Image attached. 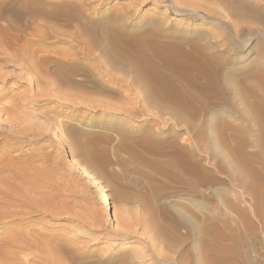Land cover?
I'll return each instance as SVG.
<instances>
[{"label":"rangeland","instance_id":"374dc122","mask_svg":"<svg viewBox=\"0 0 264 264\" xmlns=\"http://www.w3.org/2000/svg\"><path fill=\"white\" fill-rule=\"evenodd\" d=\"M194 1L198 8H182L193 13L187 18L155 0H0V58H5L0 59L5 79H0V102L20 100L15 103L24 112L18 114L32 118L28 123L21 118L26 128L18 125L16 131L14 125L0 133V264H39L50 256L64 264H123L124 259L129 264H208L212 258L215 264H264V152L254 144L258 131L251 120L264 108V47L257 46L264 45V0ZM113 27L124 28V37L109 33ZM153 30L179 42L210 45V52L223 57L228 48L225 52L214 43L233 49L234 60L221 67L222 99L216 98L215 106L202 113L184 105L178 119L154 109L123 111L136 102L137 108L144 105L133 92L132 74L110 70L102 52L111 47L119 52L122 38L131 49L146 47L151 42L143 38ZM28 55L32 66L24 70L16 60ZM42 56L52 60L41 64ZM57 59L78 64L61 65ZM88 70L102 86H94ZM105 87L126 90L125 96ZM24 97L31 98L24 103ZM4 116L1 112L2 121ZM131 146L141 161L134 160ZM76 158L105 187L109 207L102 206L100 192L72 164ZM172 226L178 228L176 238L170 235Z\"/></svg>","mask_w":264,"mask_h":264},{"label":"bare ground","instance_id":"6f19581e","mask_svg":"<svg viewBox=\"0 0 264 264\" xmlns=\"http://www.w3.org/2000/svg\"><path fill=\"white\" fill-rule=\"evenodd\" d=\"M3 1V0H2ZM17 1V0H16ZM148 0H139L140 3H144ZM199 1V0H197ZM203 1V0H202ZM8 2V1H7ZM196 1L194 0H175V1H170V0H155V3L156 4H163V3H169L168 6L171 5V8H169L170 10H173L175 11L179 16H184V17H187V18H192L193 14L192 12H186V10H183L182 8L183 7H192V8H195L197 7V3H195ZM201 2V1H200ZM3 3V2H2ZM87 3V2H86ZM203 3V2H202ZM14 4V3H12ZM16 4V3H15ZM136 4V3H135ZM6 5V4H4ZM68 5V3L66 4ZM77 5V4H76ZM200 6V3L198 4ZM250 5V4H249ZM69 6V5H68ZM81 6V5H80ZM252 6V5H251ZM1 7L3 8V5L1 4ZM0 7V9H1ZM5 7V6H4ZM11 7V6H10ZM15 7V6H14ZM248 7V6H247ZM255 7V6H254ZM198 8V7H197ZM203 8V7H202ZM200 9V8H199ZM249 9V8H248ZM254 9V8H253ZM257 9V8H256ZM17 10L19 11V13H22L23 14V10L17 8ZM202 10V9H201ZM203 10L205 11V9L203 8ZM202 10V11H203ZM16 11V10H15ZM237 11V10H236ZM239 11V10H238ZM255 11V10H254ZM253 11V12H254ZM258 11V10H257ZM35 12V11H34ZM199 12V11H198ZM241 12V11H240ZM243 12V11H242ZM245 12V11H244ZM243 12V13H244ZM26 13V12H25ZM24 13V14H25ZM39 13V12H38ZM239 13V12H238ZM241 14V13H239ZM35 14V13H34ZM124 14V13H123ZM245 14V13H244ZM243 14V15H244ZM247 14V12H246ZM135 15V14H134ZM248 15V14H247ZM257 15V13H256ZM37 16V14H36ZM72 16V15H71ZM86 16V15H85ZM251 16H253L251 14ZM259 16V15H258ZM258 16L257 17H253L254 19L253 20H258ZM74 18V17H73ZM73 18H71L73 20ZM75 20H76V17H75ZM259 20H260V17H259ZM150 26V25H149ZM169 25H165L164 28L168 27ZM234 26V24H233ZM148 26H146L147 28ZM152 27V26H151ZM85 28V26H84ZM156 28V27H155ZM154 28V29H155ZM91 29V28H90ZM147 29H150L147 28ZM153 29V28H152ZM158 29V28H157ZM235 36L239 35L238 33L240 32L241 33V30H240V27L235 28ZM156 30V29H155ZM155 30H153L152 32H150L147 37L143 38L144 41L147 40V38H149V41L151 43H148L146 45V47L142 44H139L138 47H135L133 49L129 48L128 46L129 45H126L128 42L127 39L125 38H122V40H120V46H121V50H119L118 52V49H114V47H111L109 51H106V52H102L105 56V61H107L108 63H110V65H107L110 70H113V68H115L114 70H122L123 72L127 73L128 74H132V77L130 78L131 79V83L130 84H133L135 86V91H133V88H128L130 91L132 90L133 92H136V94H138L137 98L139 99L140 102L138 103H141L142 105H144L143 107H139L137 108V102L132 104V106H134V108L132 109L131 107L129 108V110H123L125 111L126 113H129V114H134L136 111H140V113H143L144 111H147L148 112V109H151V111L154 109V111H156L160 116L161 114H171V115H175V117H177L176 119L181 118L180 117V114H179V108L183 107L184 105H191L195 108H198L200 112H205L207 110H209V108H211L212 106H215L216 103L214 102V100L216 98H219V99H222V92H221V86H222V74H221V67L223 65H226V64H230L232 63V61L234 60V56L232 57L233 55V49L229 48L226 46V43H220V42H216L214 43V46L213 47H216V48H220L221 50L225 51L227 50L228 48V52H226L229 57L225 55V57H223V55L221 56L220 54H217V53H214V52H210L209 50L212 48V46L210 45H202L200 44L199 42H195V43H190V42H179V38H175V37H168L165 35V33L160 30L161 32H156ZM159 30V29H158ZM88 31V30H87ZM90 31V30H89ZM142 31H145V29H143ZM117 32L119 35H122L124 37V34L126 33L124 31V28L123 29H120V30H115L114 27H113V30L112 32L109 31V33H115ZM167 34V33H166ZM170 34V33H168ZM17 35V34H16ZM172 35V34H171ZM174 36V35H173ZM17 39H18V35L15 36ZM14 37V38H15ZM15 38V39H16ZM121 38V37H120ZM157 38V40H156ZM2 39V38H1ZM8 39V38H7ZM16 39V40H17ZM155 39V40H154ZM5 40V39H3ZM2 40V42H3ZM184 41H187V39H183ZM216 40V39H215ZM252 40V39H251ZM141 41V40H140ZM143 41V40H142ZM154 41V42H153ZM249 41V40H247ZM90 42V41H89ZM88 42V43H89ZM1 43V41H0ZM33 43V42H32ZM142 43V42H141ZM146 43V42H145ZM230 43V42H229ZM90 44V43H89ZM92 44V43H91ZM91 44L89 45V49H91ZM257 44V43H256ZM259 44V43H258ZM15 45V44H14ZM10 46V45H9ZM98 46V45H97ZM126 46V47H124ZM224 46H226L224 48ZM257 46H260L259 48H262L264 47V45H257ZM88 47V46H87ZM91 47V48H90ZM255 47V46H254ZM7 48V47H6ZM137 48V49H136ZM2 49V48H1ZM24 49V48H23ZM86 49V47H85ZM88 49V50H89ZM98 49V48H96ZM120 49V48H119ZM18 50V49H17ZM88 50H85V52L83 53L86 57H90L91 55L88 53ZM95 50V49H94ZM107 50V49H106ZM84 51V50H82ZM91 51V50H89ZM103 51V50H102ZM1 52V51H0ZM94 52V51H93ZM100 52H101V49H100ZM147 52H149V56H146L147 55ZM232 52V53H231ZM91 53V52H90ZM92 54V53H91ZM102 54V56H103ZM24 55V54H23ZM96 55V54H95ZM109 55L113 56V57H110ZM261 55V54H260ZM258 54V56H260ZM26 56V55H25ZM116 56V57H115ZM264 57V54L262 55ZM261 56V57H262ZM21 57V56H20ZM28 57V58H27ZM27 57H24L22 56L21 59H17L16 61H19L23 66H24V70H26L25 68H28L29 69V66L31 67L32 65L30 64L31 62V56H27ZM62 57V56H61ZM72 57V56H71ZM70 57V58H71ZM34 58V57H33ZM95 58V57H94ZM0 59H4L3 61H5V58H0ZM37 59V57H36ZM86 59V58H85ZM90 59V58H89ZM92 59V58H91ZM52 59L48 56H42V57H38V61L41 63V64H46L47 62L51 61ZM96 60V59H95ZM99 60V59H98ZM96 60V61H98ZM37 61V60H36ZM55 63L57 64H61V65H68V66H72V65H77L78 64V61L76 60H73V59H57V60H54ZM101 61V60H100ZM103 62V61H102ZM18 63V62H17ZM30 64V65H29ZM104 67V66H103ZM33 68V67H32ZM72 68V67H71ZM27 69V70H28ZM34 69V68H33ZM82 69V68H80ZM93 69V68H92ZM23 70V71H24ZM110 70H108L107 68H105L104 70V73L105 75H108V76H111V74L109 75V72ZM32 71V69H31ZM85 71V70H84ZM97 71V70H96ZM69 74V73H68ZM88 75L91 76L92 78V82L94 83V86L97 85V86H102L103 83L101 82L100 78L97 77L96 73L92 70H88ZM62 75V74H61ZM67 75V74H66ZM129 76V75H128ZM7 77V76H6ZM9 77V76H8ZM11 77V76H10ZM49 77V76H48ZM51 77V76H50ZM113 77V76H112ZM42 78V77H41ZM262 79H260L261 81L264 82V77H261ZM0 79H2L0 77ZM52 79V78H51ZM5 79H2V81H4ZM42 80V79H41ZM47 81V80H46ZM45 82V81H44ZM77 84H79V86H83L84 85V82L81 80L79 81H76ZM123 82V81H122ZM127 83V82H126ZM34 84V83H33ZM37 86V84H36ZM35 86V87H36ZM110 86V85H109ZM32 87V86H31ZM259 87V85H258ZM264 87V86H263ZM262 89V87H259ZM80 89V88H79ZM105 91H110L111 93L112 92H115V94L117 93L116 96H119L120 97H123L124 94V90L123 92H121V90H117V89H114L112 87H105L104 88ZM127 89V90H128ZM264 89V88H263ZM64 90V89H63ZM68 90V89H67ZM128 90V91H129ZM56 91V90H55ZM61 91V90H60ZM87 91V90H85ZM73 93V92H72ZM32 94V93H31ZM30 94V95H31ZM35 94V93H34ZM2 95V94H1ZM39 95V94H38ZM65 95V94H64ZM34 96V95H33ZM32 96V97H33ZM44 95H40V97L42 98ZM75 96V95H73ZM125 96V95H124ZM29 97V96H28ZM27 97V98H28ZM31 98V97H30ZM30 98H28L27 100H29ZM36 98V96H35ZM38 98V97H37ZM44 98V97H43ZM22 101L24 102H27L26 100V97L24 98H21ZM79 99V98H78ZM124 99V98H123ZM126 99V98H125ZM15 100V99H13ZM12 100V101H13ZM83 100V99H82ZM11 101V102H12ZM17 101V100H15ZM15 101H13L12 103H9L8 102L6 103V101H3V103H1V107H0V114L1 112L3 114H5L4 119L5 122L3 123L2 121V118H0L1 122H0V133H3L6 134L8 133L9 131H11L10 129H14V125L17 126L16 128V131L18 130V125L20 126L21 125V121H23L24 123L27 121H30L31 119H26V117H21L20 114L22 115L23 112H21L20 114H18V111H22L21 109H19L20 105L18 103H15ZM20 101V100H19ZM17 101V102H19ZM72 101V100H71ZM87 101V100H86ZM90 101V100H89ZM22 102V104H23ZM24 102V103H25ZM94 102V101H93ZM71 103V102H70ZM89 103V102H87ZM101 103V102H100ZM106 103V102H105ZM99 104V103H98ZM108 104V103H107ZM139 104V105H141ZM221 105V104H219ZM106 106V104H105ZM117 106V105H115ZM124 106V105H123ZM31 107V106H30ZM107 107V106H106ZM21 108V107H20ZM98 108V107H97ZM188 108V107H187ZM262 108V107H261ZM26 109V108H24ZM111 109V108H110ZM135 109V110H134ZM139 109V110H138ZM183 109V108H182ZM191 109V108H190ZM264 109V108H262ZM262 109H259L260 111H257L256 114L253 115V117L251 118V120H253V122H255V125L257 126V131H258V136L254 142L255 145H257V147H260L261 151L264 152V110ZM113 110V108H112ZM115 110H116V107H115ZM114 110V111H115ZM122 109H117V111H121ZM188 110V109H187ZM52 111V110H51ZM153 111V112H154ZM183 111V110H182ZM185 111V110H184ZM116 112V111H115ZM124 112V113H125ZM150 112V111H149ZM192 112V111H191ZM27 114H29L28 112H26ZM26 114V115H27ZM139 114V113H138ZM148 114V113H147ZM152 114V113H150ZM154 114V113H153ZM152 114V115H153ZM156 114V113H155ZM157 115V114H156ZM158 115V116H159ZM198 115V114H197ZM25 116V115H24ZM131 116V115H130ZM154 116V115H153ZM182 116V114H181ZM196 116V115H195ZM30 116H27V118H29ZM138 117V116H137ZM157 116H155L156 118ZM21 118H24L25 120H22ZM146 118V117H145ZM160 119V118H159ZM49 120V119H47ZM174 120V119H173ZM180 120V119H179ZM178 120V121H179ZM177 121V122H178ZM183 121V120H181ZM180 121V122H181ZM191 121V120H190ZM199 121V120H197ZM51 122V121H50ZM49 122V123H50ZM176 122V121H175ZM195 122V121H194ZM30 123V122H29ZM48 123V122H47ZM52 123V122H51ZM166 123V122H165ZM197 123V122H196ZM23 124V123H22ZM32 121H31V125H32ZM35 124V123H34ZM33 126H37V125H34ZM53 124V123H52ZM60 124L61 121H60ZM59 124V125H60ZM198 124V123H197ZM48 125V124H47ZM58 125V128L60 127ZM199 125V124H198ZM21 126H24L25 125H21ZM21 126L19 128H21ZM30 126V125H29ZM28 126V127H29ZM33 126H32V129H33ZM51 126V125H50ZM62 126V125H61ZM173 126V125H172ZM195 126V125H194ZM23 127V128H24ZM27 127V128H28ZM38 127V126H37ZM22 128V129H23ZM26 128V127H25ZM24 128V129H25ZM46 128V126H45ZM45 128L43 130H45ZM49 128V127H48ZM61 128V127H60ZM64 128V127H62ZM31 128H29V131H30ZM31 129V131H32ZM37 129V128H36ZM69 129V128H68ZM42 130V128L40 129ZM51 130V129H50ZM26 131V130H25ZM24 131V132H25ZM30 131V132H31ZM38 131V129L36 130ZM48 130L46 129L45 132H47ZM15 132V131H14ZM20 132V131H19ZM41 133V131H39ZM38 132V134H39ZM52 132V131H51ZM73 132V131H72ZM43 133V132H42ZM50 133V132H49ZM55 133V132H54ZM37 134V135H38ZM67 136L69 137L70 134L72 136V133H69V131L67 132ZM74 134V133H73ZM2 135V134H1ZM35 132H31V138H34L35 136ZM61 136V135H59ZM66 136V137H67ZM80 136V135H79ZM126 136V135H125ZM3 137V136H1ZM0 137V138H1ZM36 137V136H35ZM64 137V136H63ZM64 138L65 141H67V138ZM8 138V137H7ZM54 138V137H53ZM62 138V137H61ZM61 138H58L59 140ZM72 138L73 141H75L76 139L75 136L74 138L73 137H70ZM3 139V138H2ZM57 139V140H58ZM34 140V139H33ZM63 141V139H61ZM10 141V140H9ZM77 141V140H76ZM8 142V141H7ZM18 143V142H17ZM190 143V142H189ZM244 143V141L242 142ZM128 145H130V141L129 143H126ZM125 144V145H126ZM127 145V146H128ZM133 145V144H131ZM135 145V144H134ZM190 145V144H189ZM135 147V146H134ZM134 147L131 146V149H129V152L132 154L134 160H136V162H139L142 160V156L138 155L137 151ZM130 148V147H129ZM134 148V150L132 149ZM183 148V147H182ZM69 149V148H68ZM77 153V152H76ZM68 156V155H67ZM140 156V157H139ZM76 157V156H75ZM1 159V158H0ZM133 160V161H134ZM12 163V162H11ZM134 163V162H133ZM72 164L77 168V170L80 172V174L86 178L88 181H90L91 185L94 186L99 192H100V196H101V204L102 206L104 207H109L110 206V198H109V195L105 189V187L102 185V183L98 180L97 177H95L90 170H88L86 167H84L83 164H81L80 161L76 159H72ZM137 164V163H136ZM7 165V164H6ZM58 165V164H57ZM1 169V167H0ZM54 169V168H53ZM163 175H166L167 177L169 178H172L173 175L172 174H163ZM188 175V174H187ZM191 176H194L195 174H189ZM47 176V175H46ZM182 176V175H181ZM208 176V174H207ZM206 176V177H207ZM210 177V176H209ZM261 179V178H260ZM49 180V179H48ZM177 180V179H176ZM243 181V180H242ZM181 182V181H180ZM209 182V181H208ZM251 182V181H250ZM254 182V181H253ZM184 184V182H181V184ZM189 183V182H188ZM246 185V183H245ZM252 185V184H251ZM250 185V186H251ZM248 187V182H247V185ZM259 189V188H258ZM45 195V194H44ZM53 195V194H52ZM71 196V195H70ZM67 197V196H66ZM31 199V198H30ZM46 199V198H45ZM49 200V199H48ZM54 200V199H53ZM45 201V200H44ZM41 202V201H40ZM32 203V202H31ZM48 203V202H47ZM36 204V203H35ZM56 204V203H55ZM49 206H51L50 204H48ZM54 205V204H53ZM46 206V205H45ZM61 206V205H60ZM156 207V206H155ZM41 208V206H40ZM46 208V207H45ZM66 208V207H65ZM39 209V207H38ZM56 209V208H55ZM58 209V208H57ZM75 209V208H74ZM154 209V208H153ZM37 210V209H36ZM45 210V209H44ZM49 210V208H47V211ZM41 211V210H39ZM61 214H64L62 213V208L61 210ZM70 211V210H68ZM45 212V211H44ZM74 212V211H73ZM50 212H48L49 214ZM58 213V211H57ZM153 213V211H152ZM35 214V213H34ZM60 215V213H58ZM57 214V216H58ZM67 213H65L66 215ZM80 214V213H79ZM97 214V213H96ZM56 215V214H55ZM69 215V214H68ZM73 215V214H72ZM91 215V214H90ZM141 215V214H140ZM70 216V215H69ZM98 216V215H97ZM126 216H128L126 214ZM138 216V215H137ZM144 216V215H143ZM143 216L142 219H143ZM9 217V216H8ZM55 217V216H54ZM59 217V216H58ZM94 217V216H93ZM40 219V218H39ZM95 219V218H93ZM92 219V220H93ZM179 219V218H178ZM185 219V218H184ZM187 219V218H186ZM38 220V219H37ZM126 220V219H125ZM128 220V219H127ZM141 220V219H140ZM148 220V219H146ZM145 220V221H146ZM150 220V218H149ZM160 220V219H159ZM129 221V220H128ZM144 220L142 221L143 223L145 222ZM148 222V221H146ZM145 222V223H146ZM155 222V220L153 221ZM129 223V222H128ZM144 223V224H145ZM175 223V221H174ZM141 224V223H140ZM159 224V223H158ZM177 224V222H176ZM129 225V224H128ZM142 225V224H141ZM160 225V224H159ZM173 225V224H171ZM179 225L181 226V223H179ZM178 225V226H179ZM130 226V225H129ZM154 226V225H153ZM164 226V225H163ZM179 226V227H180ZM127 227V225H126ZM147 224L146 226L144 227V229H147ZM157 227V226H156ZM207 227V226H206ZM129 228V227H128ZM131 228V227H130ZM141 228V226H140ZM181 228V227H180ZM166 229V228H165ZM169 229V227L167 228ZM158 231L160 229H157ZM178 228L175 227V226H172V229H170V235H174L175 234V238H176V232H177ZM148 233V231H147ZM146 233V234H147ZM160 233V231H159ZM169 233V230L168 232ZM166 233V234H167ZM207 233V232H206ZM143 234V233H142ZM148 235V234H147ZM195 235V234H194ZM201 235V234H200ZM154 237V236H153ZM149 238L151 239V237L149 236ZM202 238V237H201ZM154 240V239H153ZM152 240V241H153ZM156 240V239H155ZM17 241V240H16ZM166 241V240H165ZM178 241V240H177ZM154 242V241H153ZM152 242V243H153ZM169 242V241H168ZM167 242V243H168ZM207 242V240H206ZM210 242V241H209ZM15 243V242H14ZM20 243V240L19 242H16ZM31 243V241H30ZM29 243V244H30ZM63 243V242H62ZM147 243V242H146ZM150 243V242H149ZM160 243V240L159 242ZM208 243V242H207ZM213 243V242H212ZM11 244H12V241H11ZM32 244V243H31ZM163 244V242H162ZM8 245V244H7ZM22 245V244H21ZM73 245V244H72ZM149 245V244H148ZM16 246V245H15ZM14 246V247H15ZM20 246V245H19ZM36 246V245H35ZM43 246V245H42ZM71 246V245H70ZM8 247V246H7ZM22 247V246H21ZM20 247V248H21ZM28 247V246H27ZM32 247V246H31ZM30 247V248H31ZM64 247V246H63ZM72 247V246H71ZM151 247V246H150ZM167 247H169L167 245ZM11 248V247H10ZM37 248V247H36ZM35 248V249H36ZM46 248V247H45ZM44 250H47L45 249ZM57 248V247H56ZM62 248V247H60ZM64 248H67V247H64ZM149 248V247H148ZM161 248V247H160ZM23 249V248H22ZM157 249V247H156ZM14 250V249H13ZM18 250V249H16ZM41 250V249H40ZM43 250V252H44ZM56 250V249H54ZM66 250V249H65ZM77 250V249H76ZM140 250V249H139ZM155 250V248H153V251ZM61 251V250H60ZM152 251V250H151ZM156 251V250H155ZM27 252V251H26ZM42 252V253H43ZM66 252V251H65ZM71 252V251H70ZM162 252V251H161ZM193 252V251H192ZM208 252V251H207ZM41 253V254H42ZM46 253V251L44 252ZM53 253V250L51 252V255ZM68 253H69V249H68ZM72 253V252H71ZM133 253V252H132ZM135 253V252H134ZM159 253V252H158ZM209 253V252H208ZM207 253V254H208ZM30 254V253H28ZM57 254L54 253V255ZM59 254H61L59 252ZM157 254V253H156ZM163 254V253H162ZM63 255V254H62ZM65 255V254H64ZM63 255V256H64ZM74 255V254H73ZM79 255V254H78ZM132 255V254H131ZM159 255V254H158ZM45 256V255H44ZM48 256V254H47ZM50 256V255H49ZM75 256V255H74ZM53 257V258H52ZM50 256V258H44L42 259L41 262H39V264H64L63 262V259L61 261L60 257L57 258V256ZM69 257V256H68ZM84 257V256H83ZM144 257V256H143ZM159 257V256H158ZM161 257V256H160ZM163 257V256H162ZM180 257V256H179ZM178 257V258H179ZM18 258V256H17ZM20 258V257H19ZM73 258V257H72ZM166 258V257H165ZM183 258V257H181ZM211 258V257H210ZM88 259V258H87ZM107 259V258H106ZM133 259V258H132ZM145 259V258H144ZM21 260V259H20ZM25 260V259H24ZM65 260V258H64ZM22 261V260H21ZM87 261V260H86ZM123 262V264H129L128 261H126L124 259L121 260ZM178 261V260H177ZM26 262V261H25ZM38 262V261H37ZM35 262V263H37ZM72 262V261H71ZM121 262V263H122ZM147 262V261H146ZM156 262V261H155ZM161 262V261H160ZM204 262V261H203ZM206 262V261H205ZM216 260L215 259H210L208 264H215ZM20 263V262H19ZM22 263V262H21ZM30 263V262H29ZM34 263V262H33ZM67 263V262H65ZM70 263V262H69ZM97 263V262H96ZM95 263V264H96ZM159 263V261H158ZM86 264V263H85ZM205 264V263H204Z\"/></svg>","mask_w":264,"mask_h":264}]
</instances>
